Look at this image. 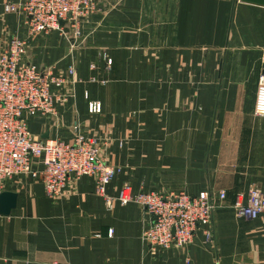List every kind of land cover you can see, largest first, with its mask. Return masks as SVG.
<instances>
[{
    "label": "crops",
    "instance_id": "0c3cea01",
    "mask_svg": "<svg viewBox=\"0 0 264 264\" xmlns=\"http://www.w3.org/2000/svg\"><path fill=\"white\" fill-rule=\"evenodd\" d=\"M4 1L0 50L12 33H24L18 16L3 12ZM97 6L83 20L86 37L78 45L55 30L29 37L28 62L58 75L73 62L79 79L74 95L56 104V116L37 114L28 125L34 134L67 141L75 125L99 136L106 161L120 166L106 186L112 203L89 175L71 177L57 196L39 178L7 179L0 191H16L17 198L0 214V264H264V214L245 218L232 205L250 185L264 189V116L254 113L264 72V5L97 0ZM88 99L100 101V112H88ZM123 182L133 192L224 189L212 238L201 226L185 247L151 249L141 238L148 213L115 198Z\"/></svg>",
    "mask_w": 264,
    "mask_h": 264
},
{
    "label": "built area",
    "instance_id": "2783aa9c",
    "mask_svg": "<svg viewBox=\"0 0 264 264\" xmlns=\"http://www.w3.org/2000/svg\"><path fill=\"white\" fill-rule=\"evenodd\" d=\"M96 5L97 0L3 2V12L16 14L24 33H12L0 50V187L7 179L26 174L39 178L48 195L57 196L71 177L89 175L94 178L95 191L111 205L113 197L106 194V186L120 166L106 161L99 136L85 135L75 125L73 140L67 141L58 135L34 134L28 125L29 118L37 114L56 116V104L74 95L73 86L79 79L73 62L66 75L28 62L29 37L58 29L62 34L70 33L65 36L71 39L69 46L78 45L86 37L80 23L96 10ZM104 57L109 66L111 58ZM90 66L94 68L95 64ZM66 85L72 88L65 90ZM84 96L88 97L87 90ZM101 107L99 100L88 99L89 113L100 112ZM254 113L264 116V72L258 77ZM225 196L224 189H201L196 194L182 190L133 192L130 184L123 182L115 198L121 204H140L149 215L141 232L142 241L151 249H166L189 245L201 226H206L203 233L210 240L213 210ZM232 205L238 215L256 218L264 214V189L250 185L245 194L236 195Z\"/></svg>",
    "mask_w": 264,
    "mask_h": 264
},
{
    "label": "water",
    "instance_id": "95a60500",
    "mask_svg": "<svg viewBox=\"0 0 264 264\" xmlns=\"http://www.w3.org/2000/svg\"><path fill=\"white\" fill-rule=\"evenodd\" d=\"M245 2L264 5V0H241ZM63 21L60 20V23ZM43 136H46L44 134ZM17 192L13 190L4 189L0 191V214H8L16 204Z\"/></svg>",
    "mask_w": 264,
    "mask_h": 264
},
{
    "label": "rangeland",
    "instance_id": "374dc122",
    "mask_svg": "<svg viewBox=\"0 0 264 264\" xmlns=\"http://www.w3.org/2000/svg\"><path fill=\"white\" fill-rule=\"evenodd\" d=\"M96 9L98 8V6L96 5V7H95ZM63 21V20H62ZM63 23V22H62ZM81 24V28H82V32L85 34V32H84V28H83V21L80 23ZM55 31H57V32H60V30H58V29H54ZM69 30V28H65V31L67 32ZM61 33V32H60ZM62 34V33H61ZM69 34L70 33H68L67 32V34H62L63 36H69ZM66 38V37H65ZM67 40V39H66ZM69 41H71V39L70 40H67V44L69 45Z\"/></svg>",
    "mask_w": 264,
    "mask_h": 264
}]
</instances>
